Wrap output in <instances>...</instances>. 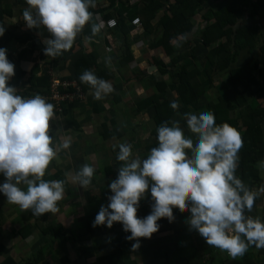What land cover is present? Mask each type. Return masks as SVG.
<instances>
[{
  "label": "clouds",
  "instance_id": "clouds-1",
  "mask_svg": "<svg viewBox=\"0 0 264 264\" xmlns=\"http://www.w3.org/2000/svg\"><path fill=\"white\" fill-rule=\"evenodd\" d=\"M25 3V26L42 28L50 34L43 41V52L52 57L71 48L77 34L93 17L89 8L95 6L94 0ZM15 22L13 18L12 23ZM101 27V23H93L91 32L95 34ZM4 30L0 26V36ZM182 39V35L177 38ZM13 74L14 65L7 59L6 49L0 47V175L4 177L0 194L34 216L55 213L57 201L65 193L64 181L45 180L43 176L57 153L69 147L70 139L66 137L53 144L49 134L53 105L39 94L19 95L7 83ZM79 80L91 88L97 100L113 91L108 81L88 70L81 73ZM170 107L177 109V101L170 102ZM183 118L191 135H185L178 121L171 125L162 122L156 128V146L143 158L134 155L127 143L113 145L118 148L115 159L120 162L117 176L108 184L111 195L107 197V206H100L92 226L110 228L119 222L122 230L130 233L125 239L134 240L131 247L136 249L138 238H150L158 231L160 218L172 222L175 207L188 210L185 222L189 230L231 258L243 256L250 246L264 248V221L246 214L251 211L257 193L235 175L243 145L239 131L226 122L216 124L214 114L204 109L185 112ZM260 166L264 167V161ZM93 175L94 167L83 164L72 181L84 187ZM146 191L152 201L151 210L141 218L136 213Z\"/></svg>",
  "mask_w": 264,
  "mask_h": 264
},
{
  "label": "crops",
  "instance_id": "crops-1",
  "mask_svg": "<svg viewBox=\"0 0 264 264\" xmlns=\"http://www.w3.org/2000/svg\"><path fill=\"white\" fill-rule=\"evenodd\" d=\"M96 2L102 7L108 6L104 0ZM27 7L25 0H0V26L5 29L0 36L2 42L0 47L5 48L6 55L11 57H17L29 47V42L18 39L28 30L22 16L23 10ZM113 9L109 7L107 10ZM93 14L102 19L100 22L102 27L93 34L91 24L94 22L90 20L86 23L75 37L71 48L63 51V60L55 62L52 56L45 54L40 57L36 50H28L20 60V67L27 74L46 77L47 83L35 85L46 90L50 77L48 71L56 76L74 77V62L79 57H87L92 53L96 65L93 64L95 68L91 72L101 79L104 78L99 73L100 70L110 73L111 76L105 80L112 85L113 91L97 100L93 98L91 88L80 81L84 97L79 101L67 103L60 111L53 108L54 117L49 122V134L53 137V144L61 143L66 137L70 139V144L68 148L61 149L50 162L43 179L63 180L64 196L57 201V212L34 216L30 210L22 211L18 205L9 203L6 197L0 194V262L6 257H12L18 263H22L40 251L43 256L39 264H62L61 259L64 257H67L71 264L94 261L97 264H111L108 260L98 257L114 254L119 258L112 226L90 231L84 220L85 215L97 212L102 204L107 206V197L111 195L108 184L116 178L120 164L115 159L118 148H114L113 145L127 143L131 146L133 154L142 158L154 147L155 140L151 133L155 126L152 120L154 110L146 108L139 111L137 103L155 90V81L160 79L153 58H162L164 62H168L169 59L161 49L150 48L151 39L156 35L153 32L157 30L148 32L143 25L141 28L136 27L129 21L126 22L125 30L117 27L107 28L102 23L105 20L104 12L96 11ZM124 15L127 16L128 13L124 12ZM13 18L16 20L15 23H12ZM96 22L99 23L98 20ZM7 34L11 37L7 38ZM33 35L43 45H45L43 41L50 38V34L42 28L34 31ZM127 54H132V59L123 62L122 59ZM151 65L155 68H150ZM246 67L245 78L227 91L230 92L229 98L233 99L241 91L252 107H264L261 69ZM28 86L29 82L23 81L18 89ZM173 97L174 94H171V98ZM200 103L203 104L204 101ZM200 109L206 108L202 106ZM174 119L179 122L178 126L184 130L185 135H188L183 115L176 112ZM103 124L106 125L105 129ZM109 129H117L120 135L110 134ZM258 145L263 152L258 162L261 187L258 190L257 208L247 215L262 219L260 214L264 208V167L260 166V162L264 161V135ZM83 164H91L94 167V175L89 185L81 187L72 181V176ZM107 167L111 168L110 172L105 171ZM3 180L4 177L0 175V182ZM88 190L89 194L86 193ZM150 203V194L146 191L145 197L139 201L136 213L138 217L142 218L150 213ZM257 209L260 212H257ZM183 212L181 214L183 216L174 217L170 223L165 220L157 221L160 225L158 231L150 238H138L139 247L133 249L129 258L135 260L137 264H161L163 259L155 258V252L174 250L173 237L184 230H189L185 222L189 215L188 210L184 209ZM48 225H62L65 241L44 233L43 229ZM100 242L103 243L101 246L93 248V251L84 252L86 247ZM134 242L132 240V244ZM263 257L264 248L250 246L243 256L231 258L225 251L218 249L216 257L212 260L205 262L202 257L192 258L188 264H264Z\"/></svg>",
  "mask_w": 264,
  "mask_h": 264
},
{
  "label": "trees",
  "instance_id": "trees-1",
  "mask_svg": "<svg viewBox=\"0 0 264 264\" xmlns=\"http://www.w3.org/2000/svg\"><path fill=\"white\" fill-rule=\"evenodd\" d=\"M104 1L107 2V7L100 6L94 0L95 6L90 7L89 11L92 13L104 12V19L115 16L116 27L122 30L126 29L127 21L130 22L135 16L139 17L146 31L157 30V32H153L156 35L151 39L150 48L161 49L162 53L169 57L168 62H164L162 58H153L160 79L155 81V90L137 103L139 111L146 108L154 110L152 120L155 126L151 129L155 140L154 146L157 144L156 128L162 122H168L171 125L172 117L176 112L183 115L185 112H193L202 106L205 107V110L214 114L216 124L226 122L235 127L241 135L243 145L238 152L235 175L250 190L257 193L251 211L255 210L258 190L261 187L258 162L261 160L263 152L258 144L264 135V107H252L241 91L233 99H230V92L227 91L234 88L239 80L245 78L244 73H246L247 67L232 64L242 49L251 53H255L257 50L258 56L254 60V66L250 67L261 69L264 82V69L262 68V66L264 67V42L261 41L264 40V0H139L134 5L122 2L118 9L114 8L112 11L107 9L114 6L115 0ZM237 1L241 2V6L236 4ZM248 2L250 3L248 4ZM244 11L247 13L245 19H242ZM124 12L128 15H124ZM37 29L28 28L23 37H18L22 42H29L27 49L20 52L17 57L6 55L9 62L14 65V74L7 83L15 87L21 96L31 95L30 92L33 90L41 92L43 89L35 85L47 83L46 77H36L32 73L27 74L20 67V60L28 50H36L40 57L44 55L45 45L41 44L33 35ZM84 34L88 36L85 31ZM181 35L183 39L177 40ZM197 35L201 40V45L207 49L204 62L201 65L195 63L196 57L193 53L195 47L191 46V50L185 51L186 45L196 44L195 37ZM6 36L7 38L11 37L10 34ZM173 41L176 42L173 43ZM63 55L61 52L59 56L52 57V60L55 62L63 60ZM130 59H132V54H127L122 61L128 62ZM93 64L96 65L92 53L87 57H79L74 62V77L79 80L83 71H91L95 68ZM104 72L105 70L99 71L105 80L111 74ZM223 72L226 73V81H222L219 77V73ZM66 77L71 78V75ZM214 80L219 82L216 84ZM23 81L29 82V86L18 89ZM211 86H215L218 91L217 98L213 100L206 95L207 88ZM171 94H174L173 98H171ZM174 100L178 103V108L175 110L170 107V102ZM201 101L204 103L201 104ZM103 126L105 129L106 125L103 124ZM109 131L110 134L120 135L117 129H109ZM105 171L110 172L111 168L107 167ZM86 193L89 194V190ZM172 211L173 217H181L183 216L181 214L184 213L183 210L175 207ZM97 212L85 215L84 220L90 231L107 228L104 225L92 226ZM257 212H260L259 209ZM262 212L261 220L264 221V208ZM162 220L167 221L165 218H160L158 221ZM63 228L62 225H48L43 231L65 241ZM112 229L119 250V258H116L114 254H108L100 256L98 259L108 260L111 264H137L135 260L129 258V254L133 251L132 240H127L125 237L130 233L123 231L119 222L113 223ZM172 240L174 250H158L154 254L155 258L163 259L161 264H188L192 258L201 257L205 259V262H208L217 255L218 248L205 244L203 238L194 230H184L181 234L174 236ZM102 244V242L94 243L93 246L86 247L84 252L93 251V248ZM42 256L43 253L40 251L22 263H18L12 257H6L0 264H39ZM61 263L71 264V261L64 257L61 259ZM80 264L97 263L94 261L81 262Z\"/></svg>",
  "mask_w": 264,
  "mask_h": 264
},
{
  "label": "built area",
  "instance_id": "built-area-1",
  "mask_svg": "<svg viewBox=\"0 0 264 264\" xmlns=\"http://www.w3.org/2000/svg\"><path fill=\"white\" fill-rule=\"evenodd\" d=\"M121 2L128 3L133 5L138 2V0H115L114 7H118ZM101 22V18H98L97 15L93 14L91 21L94 23ZM131 24H134L136 27H142V23L139 17L135 16L131 21ZM102 23L107 28L116 27V17L112 16ZM49 82L47 84L46 91L37 92L33 90L30 92L31 95H24L22 97H31L34 94H39L45 98L46 102L51 103L53 108L57 111H60L67 103L72 101H79L84 97V90L81 83L75 77H61L53 75L51 71H48Z\"/></svg>",
  "mask_w": 264,
  "mask_h": 264
},
{
  "label": "rangeland",
  "instance_id": "rangeland-1",
  "mask_svg": "<svg viewBox=\"0 0 264 264\" xmlns=\"http://www.w3.org/2000/svg\"><path fill=\"white\" fill-rule=\"evenodd\" d=\"M249 3L250 2H248V4ZM236 4L238 6H241V2L239 3V1H237ZM246 13H247V11H244L242 19H245ZM261 41L264 42V40H261ZM195 42H196V44L193 42L194 44L186 45L185 51L191 50L192 47H195V49L193 51V53L196 57L195 63L201 65L204 62V56L207 53V49L203 45H201V43H200L201 40H200L198 35L195 37ZM226 47H228V46H226ZM257 56H258L257 50L255 53H251V52H248L246 49H242L239 51L237 58L235 59L234 63H232V64L236 65V66H240V67H245V66H252L253 67L254 66V60L257 58ZM168 59H169V57H168ZM262 68L264 69L263 66H262ZM219 77L222 81H226V73L225 72L219 73ZM214 82L217 84L219 81L217 82V80H214ZM206 95L209 96V99H211V100L216 99L217 95H218V91H217L216 87L215 86L208 87L206 90ZM172 120L176 121V119H174V116L172 117ZM263 259H264V257H263Z\"/></svg>",
  "mask_w": 264,
  "mask_h": 264
},
{
  "label": "water",
  "instance_id": "water-1",
  "mask_svg": "<svg viewBox=\"0 0 264 264\" xmlns=\"http://www.w3.org/2000/svg\"><path fill=\"white\" fill-rule=\"evenodd\" d=\"M152 67H153V68H155V66H154V65H151V67H150V68H152ZM150 71H151V70H150Z\"/></svg>",
  "mask_w": 264,
  "mask_h": 264
}]
</instances>
